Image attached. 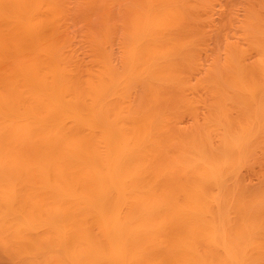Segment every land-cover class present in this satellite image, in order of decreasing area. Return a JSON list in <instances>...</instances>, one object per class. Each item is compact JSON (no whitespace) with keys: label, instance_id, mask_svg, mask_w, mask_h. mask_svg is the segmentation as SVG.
Listing matches in <instances>:
<instances>
[{"label":"bare ground","instance_id":"obj_1","mask_svg":"<svg viewBox=\"0 0 264 264\" xmlns=\"http://www.w3.org/2000/svg\"><path fill=\"white\" fill-rule=\"evenodd\" d=\"M223 5L0 0V264H264V0Z\"/></svg>","mask_w":264,"mask_h":264},{"label":"rangeland","instance_id":"obj_2","mask_svg":"<svg viewBox=\"0 0 264 264\" xmlns=\"http://www.w3.org/2000/svg\"><path fill=\"white\" fill-rule=\"evenodd\" d=\"M222 2H223V10H218L217 12H216V14H215V20L217 21V22H221L222 21V19H223V17L225 16V13H226V10H225V3H227L228 2V0H222ZM244 9H240L239 10V13L241 14V15H244ZM86 27V24L85 23H79L78 25H74V26H72V28L71 29H73L76 33H77V36H78V34L81 32V30H83L84 28Z\"/></svg>","mask_w":264,"mask_h":264}]
</instances>
